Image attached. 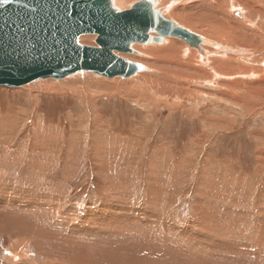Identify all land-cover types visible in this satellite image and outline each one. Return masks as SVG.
I'll use <instances>...</instances> for the list:
<instances>
[{
    "label": "rangeland",
    "instance_id": "1",
    "mask_svg": "<svg viewBox=\"0 0 264 264\" xmlns=\"http://www.w3.org/2000/svg\"><path fill=\"white\" fill-rule=\"evenodd\" d=\"M135 1L137 0H128L122 6L116 5L117 7L113 1V5L125 9ZM157 1V8H165L164 14L178 25L224 47V50L219 49L217 53L224 52L225 58H218L214 67L222 74L224 81L220 78L211 80L209 66L193 60V46L180 38L169 37L176 42L174 45L177 55H173V59L172 55L168 57L161 55L159 50L154 51V45L157 44L154 42L138 44L146 47L147 51L137 45L131 46L136 52L140 50V54L135 52L124 56L145 66V69L129 78H109L84 71L58 80L51 77L39 78L18 87L0 86V222L3 224L0 223V264H48L46 261L52 258L46 256V249L39 251L34 240L29 241L32 236L22 233L25 238H22L24 241L21 240L18 230L20 233L21 231L15 228L12 218L16 223L18 218L15 217L22 216L19 213H23L24 208L31 207V214L36 213L35 209L40 207L37 211L39 215H43V219L48 216L47 209L49 213L50 208L53 210L52 214L48 213L52 220L49 217L48 220H41L42 215L37 219L35 213L31 214V218L35 216L33 222L37 220L41 221L40 224H46L42 227L44 231H47V225L48 230L52 226L53 229L57 226L59 228V224L62 225L63 221L66 223L69 218L71 222L60 226L64 231L57 228L49 232L55 231L65 236V225L73 223L74 225L65 227L66 237L72 233L71 236L77 237L75 234L81 228H91L88 238L94 234L99 237H114L118 233L122 238L124 231L121 221L116 227V223L111 227V220L107 223L110 226L108 228L107 225L100 224V221L96 224L95 217H92L100 215L106 207L109 209L113 207L112 204L115 206V203L120 202L126 214L133 209L129 213L137 211L163 218L166 221L164 224L168 225H163L162 228L170 229L168 235L175 237L176 243H179L174 244L175 249H169L171 252L167 249L168 254L173 253L170 259L168 254L163 253L159 258L157 254L152 259L154 264H158L156 261L162 264H264V95L259 92L256 84H250L264 77L260 63L264 59V50H240L238 45L241 41L243 44L248 42L242 33L238 37L228 31L217 34L212 32L214 28L212 30V27H207L208 19H216L211 10L215 8V13L217 11V7L210 8L207 1L217 0ZM250 3V0H242L240 9L245 8L247 15L255 16L257 14H250L253 10L248 7L252 5ZM231 4L234 8H239L235 0H231ZM224 8L226 9L221 11L227 10L228 6ZM204 13L205 18H199ZM231 14L232 17L239 18L233 11ZM244 14V11L243 14L240 13L241 16ZM259 18L260 16L256 20L264 26V19ZM95 37L94 34L82 35L80 42L96 45ZM164 40L163 38L160 43ZM260 40L262 43L259 47L264 48V36ZM180 42H184L191 51L185 52L183 43ZM205 48H208L206 51L213 50L208 44ZM179 49L184 50L185 55H181ZM166 58L171 59V64L178 58L175 62L179 64L164 65V80L158 79V75L151 84L149 80H138L139 77L157 71L149 63L158 66L159 60ZM187 65L192 70L186 68ZM241 71L254 72L255 77L249 79L239 76L241 73L238 72ZM206 73L210 80L204 76ZM194 74L199 77L195 79ZM204 77L205 80H201ZM247 80L250 82L247 83ZM235 86L237 88H232ZM238 96L243 100L239 99L238 102ZM33 197L39 202L33 200ZM31 200L36 201L38 207ZM46 200L49 201L48 204L45 203ZM11 205L18 208L23 205L22 212L17 215L20 209L15 207L14 213ZM4 209L11 212H5ZM204 210L211 215H205ZM55 211L59 213L55 215ZM64 213L65 216L67 214L66 218ZM201 219L205 228L198 225ZM75 224L78 225L77 231H74ZM150 225L148 228L158 230L154 224ZM85 238L88 239L86 236ZM16 243L19 244L17 248ZM193 245L196 249L192 248ZM132 247L127 245L120 249L121 252L112 260H105L107 257L100 256L103 259L99 257L97 264L133 262ZM16 252L22 255V259L17 254L15 260L9 257L10 254L11 257L15 256L13 253ZM68 253L71 254L64 247L55 254H59L61 259L63 256L68 257ZM203 254H207L208 259ZM73 255H70L71 258ZM70 256L62 261L68 262Z\"/></svg>",
    "mask_w": 264,
    "mask_h": 264
},
{
    "label": "water",
    "instance_id": "2",
    "mask_svg": "<svg viewBox=\"0 0 264 264\" xmlns=\"http://www.w3.org/2000/svg\"><path fill=\"white\" fill-rule=\"evenodd\" d=\"M156 4L137 0L119 9L112 0H0V86L84 71L129 78L144 70L119 54L133 53V43L175 36L197 46L201 40L162 16ZM86 34L96 36V45L79 41Z\"/></svg>",
    "mask_w": 264,
    "mask_h": 264
},
{
    "label": "bare ground",
    "instance_id": "3",
    "mask_svg": "<svg viewBox=\"0 0 264 264\" xmlns=\"http://www.w3.org/2000/svg\"><path fill=\"white\" fill-rule=\"evenodd\" d=\"M113 1H114V5L116 6V5H124L125 3H126V1H128V0H112V4H113ZM152 1H156V3L158 4V1L157 0H152ZM203 1V0H202ZM202 1H200V2H202ZM206 1V0H205ZM220 1V0H219ZM221 1L223 2V3H221ZM220 2H218V0L217 1H215V2H212V1H207V4H208V6L211 8H214L215 6L217 7V11H216V13H215V8L213 9V10H211L212 11V13L211 14H213V16H215L216 17V19H208V21L206 20V19H204L205 20V22L206 23H208V26L207 27H212L211 29L213 30V28L215 29L214 31H212V32H214V33H217V34H222V33H224L225 31H228V32H233V34L236 36V37H238L237 35H240L241 33H242V35H243V37H247V41L248 42H245L244 44H243V41H241V44H239L238 45V48H240V50L241 49H244L245 50V48H249V49H251L250 51H253V50H264V48H260L259 46L261 45V43H262V41L260 40V37H262V36H264V26L263 25H261V22H258L256 19H258V16H260V20H263L264 19V0H250L251 1V3H252V5L251 6H248L249 7V9L251 8H253V10L252 11H250V14H257V15H255V16H257V17H255V16H250V15H247V13H246V11L244 10L245 8H242V9H240V2L242 1V0H235L237 3H238V6L237 7H239V8H234L235 6H233V4H231V0H221ZM244 1V0H243ZM246 1V0H245ZM190 2V1H189ZM200 2H197L198 4H200ZM204 2V1H203ZM228 4H227V3ZM224 3H226V5L225 6H228V9L227 10H225V11H221V9H226V8H224L225 6H224ZM247 3V2H246ZM245 3V4H246ZM250 3V4H251ZM156 4V9H158L159 11H160V9L159 8H157V6L159 7V5H157ZM117 7V6H116ZM120 7V6H119ZM164 7H166V6H164ZM184 7V6H183ZM170 8V7H169ZM207 9V8H206ZM205 9V10H206ZM162 10V12H161V14H162V16H164L165 18H169L166 14H164V10H165V8H164V10H163V8L161 9ZM169 9H167V11H168ZM209 10V9H208ZM229 11H230V13H229ZM234 12V13H236V14H238L239 15V18H238V16L236 17V16H233L232 17V14H231V12ZM243 11H244V16H241L240 15V13H242L243 14ZM249 11V10H248ZM203 12V11H202ZM204 12H207V11H204ZM210 12V11H209ZM221 12H223V13H221ZM165 13H167L166 11H165ZM198 13V12H197ZM196 13V14H197ZM194 14V13H193ZM207 14H208V12H207ZM210 14V15H211ZM199 15H200V13H199ZM198 15V16H199ZM203 15H205V13L204 14H202L199 18H201ZM213 16H211V18L213 17ZM204 18H205V16H203ZM215 17H213V18H215ZM210 18V17H209ZM243 20H245L243 23H242V21ZM204 22V21H203ZM258 22V23H257ZM182 27V26H181ZM199 27V26H198ZM206 29V28H205ZM190 30V29H189ZM261 30H263V31H261ZM192 34H194L195 36H197L201 41L198 43V45L197 46H194V45H190V46H193L194 48V50L197 52V54H196V52L195 51H193L192 50V55H193V60L194 59H196L198 62H200V63H202V64H204V65H207V66H209V68H210V71H211V73H210V76H212V78H211V80L212 79H214V80H217V79H219L220 78V80H222L223 78H222V74H220L218 71H216V69L214 68V67H216V65H217V62H218V58H220V59H223V58H225L224 57V52H221V53H217V50H219V49H223L224 50V47H219L218 45H217V43H216V41L214 42V41H211V40H207L206 38H204V37H201V36H199L198 34H195V33H193V32H191ZM88 35V34H87ZM91 35V34H90ZM150 35H152V36H154V37H156L157 38V36H159L155 31H150ZM220 36H222V35H220ZM165 37H167V38H165ZM169 37H175V36H164V37H162L160 40H158V41H155L154 43L156 44V45H154L155 47V50H154V48H152L154 51H160L159 53L161 54V55H167L168 57L169 56H171L172 57V59H173V55H177V52H175V45H174V43H176V42H174V39H170ZM223 37V36H222ZM235 37V39H237ZM163 38L165 39L164 40V42H161L160 43V41H162L163 40ZM178 38V37H177ZM80 39H81V37H80ZM80 39H79V41H80ZM238 40V39H237ZM184 41V40H183ZM186 42V41H185ZM151 43H153V42H151ZM159 43V44H158ZM181 43V42H180ZM183 43V47L185 48H183L184 50H185V52H189V51H191V49H189V47H187L186 46V44L184 43V42H182ZM181 43V44H182ZM187 43V42H186ZM264 43V42H263ZM149 44V43H148ZM206 44H208L210 47H211V49H213V50H209V51H206V49H208V48H205L206 47ZM133 45V47H135L136 45L137 46H139L140 48H142V49H144L145 50V48L146 47H144V46H142V45H138V44H136V43H133L132 44ZM131 45V46H132ZM143 45H146V44H143ZM159 45L160 46H162V47H159ZM188 45H189V43H188ZM244 45V46H243ZM263 45V47H264V44H262ZM214 47H216V48H214ZM132 48V47H131ZM196 48V49H195ZM218 48V49H217ZM133 49V48H132ZM229 49V48H228ZM138 50V49H137ZM184 50H180L179 49V51L181 52L180 54L181 55H185V52H184ZM236 50V49H235ZM146 51H147V48H146ZM136 52V50L133 52V53H135ZM220 52V51H219ZM136 53H138V54H140V50H138ZM145 53V52H144ZM153 53V52H152ZM237 53V52H236ZM120 54V56H122V57H124V58H126V59H128V60H130L129 58H127V57H125L124 56V54H131V53H119ZM179 54V55H180ZM154 55V54H153ZM217 55H219V56H217ZM151 56V55H150ZM241 56V55H240ZM247 56H248V54H247ZM146 57V56H145ZM161 57V56H160ZM176 57V56H175ZM183 57H185V56H183ZM182 57V58H183ZM206 57H207V59H206ZM153 58V57H152ZM256 58V57H255ZM187 59V58H186ZM189 59V58H188ZM171 60V59H170ZM169 59H161V60H159V65L157 66V65H155V64H153V63H149V64H151L152 65V67H154V69H156L157 71L155 72V73H149V74H147L146 76H142V77H139L138 78V80H140V79H144L145 81L146 80H149L148 82H149V84H151L152 83V80L153 79H155L156 77V75H158V79H163L164 80V78H165V74L163 75L162 74V71L163 72H165V70H162L163 69V67H164V65H167V66H170V65H173L174 63H178V62H175L176 60L178 61V58H176V59H174V62H173V64H171L172 62L170 61ZM180 60V59H179ZM206 60H208V62L209 63H211L210 65H209V63L208 62H206ZM261 60V59H260ZM131 61V60H130ZM183 61V60H182ZM205 63H204V62ZM133 62H135V61H133ZM180 62V61H179ZM189 62H191V61H189ZM136 63H138V62H136ZM162 63V65H160ZM187 63V62H186ZM260 63L262 64V68H263V70H264V59L263 60H261L260 61ZM140 64V63H139ZM179 64V63H178ZM190 64V63H189ZM193 64H195V63H193ZM198 64V63H197ZM199 65V64H198ZM184 66V65H183ZM182 66V68H184ZM142 67H144V69H145V66H143L142 65ZM147 67V66H146ZM175 67V66H174ZM191 66L190 65H187V67L186 68H189L190 70H192L191 68H190ZM165 68V67H164ZM178 67H176V69H177ZM193 68V67H192ZM198 68V67H197ZM194 69H196V68H194ZM151 70H153V68L151 69ZM263 70H261V74L262 75H264V71ZM144 70H142V71H137L138 73H140V72H143ZM181 71V70H180ZM136 72V73H137ZM169 72V71H168ZM202 72V71H201ZM167 73V72H166ZM177 73H178V71H177ZM191 73V72H190ZM238 73H241V74H239V76H243V77H249V79H250V77H255V73L254 72H250V71H246V72H243L242 73V71L241 72H238ZM254 73V74H253ZM144 74H146V73H144ZM172 74V73H171ZM176 74V73H175ZM179 74V73H178ZM188 75H190L191 76V74H189V73H187ZM186 74V75H187ZM196 74V73H195ZM195 74H194V78L195 79H197L199 76H196L195 77ZM207 74V73H206ZM199 75V74H198ZM226 75V74H225ZM231 76H232V74H230ZM259 75V74H258ZM179 76V75H178ZM182 76H183V74H182ZM181 76V77H182ZM201 76V75H200ZM205 77L207 76L208 78H209V80H210V76H209V74H207V75H204ZM230 76V77H231ZM257 76V75H256ZM260 76V75H259ZM115 77H117V76H115ZM119 77V76H118ZM170 77H172V76H170ZM205 77H204V79L202 78L201 80H205ZM236 77V76H235ZM180 78V77H179ZM184 78V77H183ZM191 77H189V79H190ZM234 78V77H233ZM137 79V78H136ZM135 79V80H136ZM171 79V78H170ZM173 79H174V77H173ZM226 79H228V78H226ZM38 80V79H37ZM167 80V79H166ZM187 80V79H186ZM206 80H208V79H206ZM213 80V81H214ZM254 80V79H253ZM137 81V80H136ZM142 81V80H141ZM156 81V80H155ZM154 81V82H155ZM178 81V80H177ZM176 81V82H177ZM191 81V80H190ZM222 81H224V80H222ZM138 82V81H137ZM167 82V81H166ZM181 82V81H180ZM187 82V81H186ZM186 82H185V84H186ZM242 82H244V81H242ZM242 82L240 83V84H242ZM248 82H250L249 80H247V83ZM140 83V81L138 82V84ZM236 83V82H235ZM171 84H173V83H171ZM187 84H188V82H187ZM214 84V83H213ZM238 83H236V85H237ZM250 84H256V87H258V90H259V92L260 93H262V95H264V77L263 78H258L255 82H253L252 81V83L250 82ZM131 85V84H130ZM146 86H148V84H145ZM144 85V86H145ZM224 85V84H223ZM243 85H245V84H243ZM164 86H166V85H164ZM169 86V85H168ZM176 86V85H175ZM237 86H239V84L237 85ZM246 86V85H245ZM53 87H55V86H53ZM172 87V86H171ZM58 88H59V86H58ZM185 88V87H184ZM224 88V87H223ZM232 88H237L236 86L235 87H232ZM253 88V87H252ZM48 89V88H47ZM241 89H243V88H241ZM169 90V89H168ZM237 90V89H236ZM136 91V90H135ZM137 92V91H136ZM133 93V92H132ZM238 95H240V94H238ZM242 96H243V93H242ZM246 96V95H245ZM226 97V96H225ZM236 96H234V99H236L235 98ZM238 99H237V101L239 100V99H242L243 100V98H241L240 96H238L237 97ZM247 98V97H246ZM249 98V97H248ZM250 99H252V98H250ZM239 102V101H238ZM113 189V188H112ZM31 190V189H30ZM40 191H42V190H40ZM115 191V190H114ZM38 192H39V190H38ZM37 193V192H36ZM41 193V192H40ZM118 193V192H117ZM37 194H39V193H37ZM41 194H43V193H41ZM115 194V193H114ZM122 194V193H121ZM157 194V193H156ZM34 195V194H33ZM50 195V194H49ZM23 196H25V195H23ZM41 196V195H40ZM53 196V195H52ZM34 197H35V195H34ZM33 197V198H34ZM37 197V196H36ZM50 197V196H49ZM15 198V197H14ZM46 198H48V197H45V199ZM121 198H122V196H121ZM44 199V198H43ZM42 199V200H43ZM50 199V198H49ZM152 199V198H151ZM33 200H38L37 198L35 199H33ZM57 200V199H56ZM120 200V199H119ZM143 200V199H142ZM3 201V200H2ZM9 201V200H8ZM19 201V200H18ZM36 201H32L31 200V203L32 204H34ZM123 201V200H122ZM144 201V200H143ZM151 201V200H150ZM17 202V201H16ZM15 202V203H16ZM38 202H39V200H38ZM40 202H41V200H40ZM56 202V201H55ZM58 202V201H57ZM139 202V201H138ZM147 202H148V200H147ZM146 201H145V203H147ZM19 203H22L21 201H19ZM25 203H26V200H25ZM30 203V204H31ZM37 203V202H36ZM35 203V204H36ZM41 203H43V202H41ZM46 204H48L49 203V201L47 202V200H46V202H45ZM140 203H141V201H140ZM139 203V204H140ZM152 203V202H151ZM151 203H149L150 205H152ZM154 203H156L155 201H154ZM162 203V202H161ZM5 205V204H4ZM16 205H18V204H16ZM20 205V204H19ZM38 204H36V206H37ZM52 205H55L54 203H52ZM113 205V207H110L109 209H108V207H106L102 212H101V214L100 215H92V217H95V222H96V224H98V222L100 221V224H102L103 226L104 225H107V227L109 228L110 226L111 227H114V223H116L115 224V227L117 226V224L119 223V221H121L122 223H121V227L123 228V231H124V234L122 235L123 237L121 238V236L119 237L118 235H120L118 232H116V234L117 235H115L114 237H111V235H109L108 237L107 236H105V237H99V236H96V234H94V236H91V237H89L88 238V233H91V228L90 229H87V228H81L80 230H76V228H77V226H76V224H75V229H74V231H77V232H75V233H77V234H75L77 237H75V236H71L73 233H72V230L70 231L72 234L69 236V237H66L67 235H66V233H67V228H65L66 226L68 227L71 223H69V225H65V227H64V229H65V236L62 234L61 235V233H56L55 231L54 232H49L51 229H53L52 227V225H50V227H51V229L50 230H48V227H49V225H47V227H46V229H47V231L45 230H43V226L44 225H46V224H44V222L42 223V224H40L41 223V221L40 222H37V220H35L36 222H33L34 221V218H35V216H36V218L38 219V217L39 218H41V215H39V210L38 209H40V207L36 210L35 209V211H36V213H35V216H33L34 218H31L32 217V215L31 214H34V213H32L33 212V210H32V208L31 207H28V208H24V210H23V213H19L20 211L22 212V207H23V205H22V209L21 208H18V207H16L15 205H14V207L11 205V208L13 207V212L16 210H14V208L16 207L17 209H20L18 212H17V215H18V213L19 214H22V216L20 217L19 215L18 216H16L15 217V215H14V217L15 218H18L17 219V221H16V223H14L15 222V219L13 220V218H12V221H14V222H12L13 224H15L16 225V227L15 228H18V229H20V231H21V233L19 232V230H18V233L20 234V236H21V240L22 241H24L22 238L24 237V236H22V233H25V235H27V236H32L31 237V239H30V237H28L29 239H27V240H29V241H33V242H35V243H37V245L39 246V248H40V250L39 251H41V249H46V256L48 255L49 257H52V258H48V261H46V262H48V264H89V263H91V264H97V262H98V260H99V257L100 256H105V257H107V259H105V260H112V259H114L115 258V256L116 255H118V252H121L120 251V249H122V248H124L125 246L127 247V245H130V246H133L132 247V254H131V257L134 259L133 260V262H128V264H138L139 262H140V264H142L141 262H145V263H147V264H154V263H152L153 261H152V259L157 255V254H159L158 255V258H159V256L160 255H162L163 253H165L166 255L168 254V250L170 249V250H172V248L171 247H173L174 249H175V246H174V244H178L179 245V243H176V241H175V237H173V236H169L168 235V233H170V229L168 230V228L166 227V229H164V228H162V226L163 225H168V224H164L166 221H164V219L163 218H161V217H159V216H157V217H154V216H151V214L149 215V214H147V213H138L137 211H134V212H131V213H129L130 211H133V209H131L130 211H129V209L127 208V211H129V212H127V214L125 213V209L123 210V208H122V206L123 205H121V202L119 203V204H116L115 203V206H114V204H112ZM129 205V204H128ZM145 205V204H144ZM150 205H148V206H150ZM35 206V207H36ZM39 206H40V203H39ZM46 206V205H45ZM131 206V205H130ZM141 206H143V205H141ZM153 206V205H152ZM151 206V208L153 209V207ZM162 206V205H161ZM164 206V205H163ZM20 207V206H19ZM26 207V206H25ZM38 207V206H37ZM36 207V208H37ZM42 207H43V205H42ZM50 207H51V205H50ZM49 207V208H50ZM52 207H54V206H52ZM128 207V206H127ZM133 207V206H132ZM137 207V206H136ZM206 207V206H205ZM2 208H5L4 206L2 207ZM10 208V209H11ZM31 208V209H30ZM34 208V207H33ZM63 208V207H62ZM130 208V207H129ZM144 208H146L145 206H144ZM155 208V207H154ZM46 209H47V207H46ZM55 209V208H54ZM163 209H164V207H163ZM192 209V208H191ZM190 209V210H191ZM204 209V208H203ZM6 209H4V211H5ZM8 210V209H7ZM6 210V211H7ZM12 210V209H11ZM11 210L10 211H7V212H11ZM30 210H32V212H31V214H30ZM56 210V209H55ZM147 210V209H146ZM3 211V210H2ZM5 211V212H6ZM49 210L47 209V215L46 214H44V215H46L47 217H45L47 220H48V217H49V214H52V212L51 211H53L51 208H50V213L48 212ZM66 211V210H65ZM151 211H153V210H151ZM154 211H155V209H154ZM12 212V213H13ZM16 212V211H15ZM14 212V213H15ZM25 212V213H24ZM37 212H38V214H37ZM40 212L42 213V211L40 210ZM68 212V211H67ZM100 212V211H99ZM106 212V213H105ZM157 212V211H156ZM202 212V211H201ZM204 212H205V215H206V213H207V215H211L210 213L208 214V212H207V210H204ZM49 213V214H48ZM56 211H55V215H56ZM59 213V212H58ZM57 213V214H58ZM152 213H154V212H152ZM37 214V215H36ZM89 214V213H88ZM118 214V215H117ZM129 214V215H128ZM157 214V213H156ZM156 214H155V216H156ZM192 214H195V213H193L192 212ZM198 214V213H197ZM4 215H6V214H4ZM4 215H3V218H4ZM8 215V214H7ZM64 216H65V213L63 214ZM70 214H68V216H69ZM149 215V216H148ZM172 215V214H171ZM198 215H200V214H198ZM1 216H2V214H1ZM11 216H13L12 214H11ZM10 216V217H11ZM51 216V215H50ZM53 216V215H52ZM62 216V215H61ZM64 216H62V217H64ZM66 216H67V214H66ZM66 216H65V218H66ZM166 216H168V215H166ZM165 216V217H166ZM7 217H9V216H7ZM6 217V218H7ZM62 217L60 218V219H62ZM113 217V218H112ZM200 217V216H199ZM198 217V218H199ZM211 217H213V215L211 216ZM44 218V219H45ZM50 218V217H49ZM52 218V217H51ZM50 218V219H51ZM54 218V217H53ZM59 218V217H58ZM65 218H63V219H65ZM72 218V217H71ZM103 218V219H102ZM5 219V218H4ZM4 219H3V221H4ZM43 219V215H42V218H41V220ZM43 219V220H44ZM68 219V221L66 222V223H68L70 220H69V218H67ZM150 219L151 220H154V222H151L150 221ZM168 219V218H167ZM197 219V218H196ZM213 219V218H212ZM10 220V219H9ZM9 220H7V222L9 221ZM40 220V219H39ZM38 220V221H39ZM46 220V222H47V224L49 223L50 224V221L48 222ZM52 220V219H51ZM112 220V221H111ZM209 220H211L210 218H209ZM2 221V220H1ZM54 221V220H53ZM53 221H51V223H53ZM60 221V220H59ZM111 221V222H110ZM173 221V220H172ZM193 221V220H192ZM196 221V220H195ZM199 221H201V223H198V225H201L202 227H203V220L201 219V220H199ZM5 222H6V220H5ZM4 222V224L6 225V226H8L7 225V223H5ZM11 222V221H10ZM9 222V223H10ZM55 222V221H54ZM57 222H58V219H57ZM56 222V224H58ZM71 222V221H70ZM72 222H74V221H72ZM108 222H110L111 224H110V226H108ZM210 222V221H209ZM211 222H212V220H211ZM1 224H2V222H0ZM60 223H62L61 221H60ZM66 223H64V221H63V224L61 225V224H59V228H60V226L61 227H63L64 226V224H66ZM79 223V222H78ZM195 223H197V222H195ZM213 223V222H212ZM42 225L41 227L39 226V225ZM73 224V223H72ZM71 224V225H72ZM80 224V223H79ZM95 224V223H94ZM151 224V225H150ZM152 224H154V226L156 227V228H158V230H156L155 231V229L153 230V229H150V228H148V225H150V226H152ZM194 224V223H193ZM3 225V224H2ZM11 225V224H10ZM53 225H55V224H53ZM74 225V224H73ZM120 225V224H119ZM6 226H5V229H6ZM14 226V225H13ZM92 226V225H91ZM147 228H145V227ZM153 226V227H154ZM170 226V225H169ZM215 226V225H214ZM219 226V225H218ZM11 227V229H12V226H10ZM10 227H8V228H10ZM70 227V226H69ZM120 227V228H121ZM154 227V228H155ZM165 227V226H164ZM210 227V226H209ZM220 227V226H219ZM57 228H58V226L56 227V228H54V229H56L57 230ZM58 228V229H59ZM175 228V227H174ZM203 228H205V227H203ZM211 228V227H210ZM53 229V230H54ZM202 229V228H201ZM3 230V229H2ZM7 230V229H6ZM15 230V229H14ZM17 230V229H16ZM43 230V231H42ZM60 230H63V228L61 229L60 228ZM68 230H70V228L68 229ZM84 230V231H83ZM97 230H98V228H97ZM101 230V229H100ZM100 230H99V232H100ZM110 230V229H109ZM108 230V231H109ZM115 230H117V228L115 229ZM207 230V229H206ZM211 230V229H210ZM1 231V230H0ZM52 231V230H51ZM64 231V230H63ZM105 231V230H104ZM111 231V230H110ZM120 231H121V229H120ZM167 231H169V232H167ZM172 231V230H171ZM216 231V230H215ZM61 232V231H60ZM95 232V231H94ZM207 232V231H206ZM63 233V232H62ZM96 233V232H95ZM98 233V232H97ZM215 233V232H214ZM101 234V233H100ZM109 234H110V232H109ZM24 235V234H23ZM69 235V234H68ZM175 235V234H174ZM206 235V234H205ZM18 236V235H17ZM20 236H19V238H20ZM85 236L88 238V239H86L85 238ZM125 236V237H124ZM118 237V238H117ZM180 237V236H179ZM182 237V236H181ZM18 238V239H19ZM25 238V237H24ZM197 238V237H196ZM17 239V240H18ZM42 239H44L45 241L43 242V240ZM94 239V240H93ZM16 240V241H17ZM26 240V239H25ZM193 240V239H192ZM195 240V239H194ZM207 240V239H206ZM19 241V240H18ZM22 241H20L19 243H22ZM196 241V240H195ZM203 241V240H202ZM209 242V241H208ZM24 243V242H23ZM42 243V244H41ZM207 243V242H206ZM12 244H14L13 242H12ZM12 244H11V246H12ZM18 243H16V248H17V246L19 245H17ZM191 244V243H190ZM200 244V243H199ZM209 244H211V243H209ZM24 245V244H23ZM202 245H204V244H202ZM46 246V247H45ZM184 246V245H183ZM197 246H198V244H197ZM10 247V246H9ZM64 247H66V250L68 251V252H70L71 254H74L73 255V257L71 258V254H67L68 255V257L70 256V260L68 261V262H64V261H62V260H64V259H66V258H68V257H66L65 256V258H64V256L60 259L59 257V254H55V253H58L59 251H60V249H63ZM117 247V248H116ZM205 247H206V245H205ZM208 248H210L209 246H207ZM213 247H214V245H213ZM227 247H229V246H227ZM13 248V247H12ZM16 248H14V249H16ZM38 248V249H39ZM182 248V247H181ZM192 248H194V249H196L195 247H194V245L192 246ZM201 248H202V246L200 245V250H201ZM207 248V249H208ZM145 249H147V250H145ZM168 249V250H167ZM173 249V250H174ZM212 249V248H211ZM216 249V248H215ZM224 249H226V248H224ZM11 250V249H10ZM145 251V253H144V251ZM169 250V251H170ZM178 250V249H177ZM199 250V251H200ZM206 250V249H205ZM209 250V249H208ZM207 250V251H208ZM218 250V249H217ZM18 251V250H17ZM175 251V250H174ZM186 251V250H185ZM216 251V250H215ZM219 251V250H218ZM12 252V251H11ZM124 252V251H123ZM141 252H143V253H141ZM171 252V251H170ZM181 252V251H180ZM204 252V251H203ZM212 253H213V251H211ZM83 253V254H82ZM182 253V252H181ZM187 253H188V251H187ZM216 253V252H215ZM222 253V252H221ZM223 253H224V251H223ZM15 254H17V256H18V258L20 259H22V255L19 253H13V255H15ZM173 254V253H172ZM172 254H168L167 256H168V258L170 259V257L172 256ZM183 254H184V251H183ZM186 254V253H185ZM190 254V253H189ZM205 254V253H204ZM203 254V256L205 257V258H207L208 259V255L206 254V255H204ZM211 254V253H210ZM215 255V254H214ZM222 255V254H221ZM229 255H230V253H229ZM17 256L15 255V256H12L11 257V254L9 255V257L12 259L13 258V260H15L16 258H17ZM119 256H121V254L119 255ZM174 256H175V254H174ZM181 256H182V254H181ZM196 256H198V255H196ZM201 256V255H200ZM210 256V255H209ZM122 257H123V255H122ZM179 257V256H178ZM204 257H202L201 256V258L202 259H204L205 260V258ZM212 257V256H211ZM214 257V256H213ZM248 257V256H247ZM247 257H246V259H247ZM101 259H103L102 257H100ZM124 258V257H123ZM123 258H119L121 261H124V259ZM200 258V259H201ZM222 258V257H221ZM220 258V259H221ZM234 258V257H233ZM33 259V258H32ZM100 259V260H101ZM162 259V258H161ZM164 259H165V257H164ZM199 259V260H200ZM45 260V259H44ZM67 260V259H66ZM159 260V259H158ZM163 260V259H162ZM172 260H173V258L171 259V263H172ZM178 260V259H177ZM198 260V261H199ZM210 260H211V258H210ZM213 260V259H212ZM218 260V259H217ZM216 260V261H217ZM223 260H225V259H223ZM227 260V259H226ZM229 260V259H228ZM227 260V261H228ZM131 261V260H130ZM164 261V260H163ZM197 261V260H196ZM215 261V260H214ZM22 262H23V260H22ZM43 262V261H42ZM105 262V261H104ZM201 262H204L205 263V261H202L201 260ZM155 263H160V264H162V262H155ZM218 263H220L219 261H218ZM222 263V262H221ZM101 264V263H100ZM181 264H182V262H181ZM206 264V263H205ZM224 264V263H223ZM225 264H227L226 262H225Z\"/></svg>",
    "mask_w": 264,
    "mask_h": 264
}]
</instances>
